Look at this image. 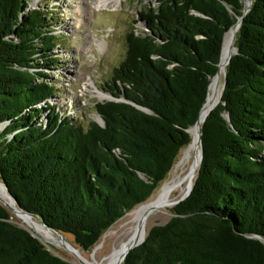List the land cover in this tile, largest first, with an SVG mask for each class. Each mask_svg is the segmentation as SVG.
Returning a JSON list of instances; mask_svg holds the SVG:
<instances>
[{
    "label": "trees",
    "instance_id": "obj_1",
    "mask_svg": "<svg viewBox=\"0 0 264 264\" xmlns=\"http://www.w3.org/2000/svg\"><path fill=\"white\" fill-rule=\"evenodd\" d=\"M244 8V0H156L104 83L117 99L96 104L104 123L84 124L50 102L58 91L48 70L63 44L54 13L0 0V184L92 251L191 144L224 37ZM234 47L220 103L201 125L191 194L122 264H264V0L253 1ZM15 218L0 203V264H74Z\"/></svg>",
    "mask_w": 264,
    "mask_h": 264
},
{
    "label": "rangeland",
    "instance_id": "obj_2",
    "mask_svg": "<svg viewBox=\"0 0 264 264\" xmlns=\"http://www.w3.org/2000/svg\"><path fill=\"white\" fill-rule=\"evenodd\" d=\"M29 1L30 9L44 7L54 13V30L60 35L63 43L54 51L59 57L58 65L48 70L47 81H51L58 91L57 96L50 101L51 104L62 113L80 118L84 124L99 119L96 104L111 99L108 93L104 92V83L111 81L115 69L125 59L127 35L133 29L145 30L143 23L139 22V14L145 9L153 8L156 0H121L114 7H99V0ZM229 52L234 53V49L231 48ZM224 81L225 77L220 82L219 94L223 93ZM193 142L192 138L191 144L179 153L167 179L143 205L158 199L173 178H179L184 171L191 168L197 152L193 153L190 159H186V156ZM173 208L154 215L150 219L148 232L154 226L167 224L173 217ZM127 215L128 213L102 236L92 251H80L88 259H92L94 253L95 260L103 262L113 251L117 240L114 233L131 218ZM15 219L22 225L17 217ZM67 241L77 247L72 237L68 236ZM48 245L59 250L68 260L79 264L78 259L64 249L51 243Z\"/></svg>",
    "mask_w": 264,
    "mask_h": 264
},
{
    "label": "bare ground",
    "instance_id": "obj_3",
    "mask_svg": "<svg viewBox=\"0 0 264 264\" xmlns=\"http://www.w3.org/2000/svg\"><path fill=\"white\" fill-rule=\"evenodd\" d=\"M246 1V0H245ZM121 2V0H99V7H114L116 4ZM249 4V2H247ZM238 28L231 29L225 36L222 52V64L220 66L219 74L215 77L210 86L209 96L207 104L204 108L201 117V124L203 119L210 113L211 109L216 106L221 98L222 92L219 94V85L223 77H225V61L226 57L231 48L234 49L235 42L233 41L234 36L237 34ZM235 53V49H234ZM232 53L231 56L234 55ZM227 66V65H226ZM101 95V94H100ZM102 97V96H101ZM106 98V97H105ZM198 127L192 129V138L194 139L193 144L188 150L186 159H190L193 153L197 152L196 160L191 168L182 173L179 178H173L170 183L166 186L163 192L159 195L158 199L147 203L140 208L128 213L129 220L125 221L123 225L114 233L117 236L116 243L114 245L112 253L103 261L97 262L92 254V259H88L83 252L77 247L71 244L69 241H60L58 236L45 228H43L39 223L29 218L26 215L17 214L13 211L12 214L15 215L22 223L23 226L29 228L37 237H39L46 244H53L58 248L64 249L66 252L72 254L78 259L79 264H117L121 256L125 253L126 249L133 244L135 241H143L145 235L148 233V227L150 224V219L161 211H167L173 208L177 203L183 199L193 188L197 172L200 167L201 162V147L199 145V132ZM0 201H2L9 210L16 209L14 201L9 196L7 190L3 185L0 184ZM110 234V232H109ZM108 234V235H109ZM96 254V253H95ZM74 258V257H73Z\"/></svg>",
    "mask_w": 264,
    "mask_h": 264
},
{
    "label": "water",
    "instance_id": "obj_4",
    "mask_svg": "<svg viewBox=\"0 0 264 264\" xmlns=\"http://www.w3.org/2000/svg\"><path fill=\"white\" fill-rule=\"evenodd\" d=\"M253 1L254 0H244V5H245V8H244V14H243V16L242 17H240L239 19H238V22L231 28V29H234V28H238V30H239V28L241 27V25H242V22H243V18H244V16H246L247 15V13L251 10V7H252V5H253ZM247 2H249V4H247ZM139 21H140V19H139ZM230 29V30H231ZM229 30V31H230ZM226 36V35H225ZM236 37H237V34L234 36V39H233V41L235 42L236 41ZM224 40H225V37H224ZM223 44H224V41H223ZM234 49H235V53H234V55L235 54H237V48H235L234 47ZM222 52H223V47H222ZM232 57L233 56H230L229 58H228V60L226 61V65L228 66L229 65V63H230V61H231V59H232ZM221 64H222V54H221V60H220V63H219V70H220V66H221ZM226 66V67H227ZM219 70H218V72H217V74H216V76L215 77H217V75L219 74ZM214 77V78H215ZM213 78V79H214ZM225 78H226V73H225ZM225 85H226V80L224 81V86H223V90L225 89ZM211 86V85H210ZM209 90H210V87H209ZM105 92V91H104ZM107 93V92H106ZM110 97H111V99L109 100V101H116L117 99H115L112 95H110V94H108ZM207 100H208V97H207ZM120 101V100H119ZM220 103V102H219ZM218 103V104H219ZM206 104H207V101H206V103H205V105L203 106V108H202V110H201V112H200V116H199V120L197 121V123H196V125L193 127V128H195V127H198V132H199V140H198V142H199V145H200V147H201V162H202V160H203V148H202V139H201V117H202V113H203V111H204V108H205V106H206ZM217 104V105H218ZM217 105L216 106H214L213 107V109H215L216 107H217ZM212 109V110H213ZM211 110V111H212ZM210 111V112H211ZM210 114V113H209ZM208 114V115H209ZM207 115V116H208ZM99 116V115H98ZM207 116L203 119V122L202 123H204L205 122V120H206V118H207ZM96 121L97 122H99L100 124H103L104 122H103V120H102V118L99 116V119H96ZM193 128H191V129H189L188 130V132L190 133V135L192 136V133H191V131H192V129ZM201 162H200V165H201ZM1 185H3V184H1ZM4 186V188L7 190V192H8V194H9V196L11 197V199L14 201V203H15V205H16V209H12V210H10V211H13V212H15V213H17L18 215L19 214H22V215H26V216H28L29 218H31V219H33L34 221H36L37 223H39V225H41L43 228H45L46 230H48V231H50V232H52V233H54V234H56L57 236H58V238L60 239V241H66L67 240V238L62 234V233H60L59 231H56L55 229H53V228H51V227H49L48 225H46L37 215H35V214H32V213H30V212H27V211H25V210H23L19 205H18V203H17V201L11 196V194L9 193V191H8V188L5 186V185H3ZM193 189V188H192ZM192 189L190 190V192L183 198V199H181L178 203H177V205L178 204H180L182 201H184L185 199H187L188 197H189V195L191 194V192H192ZM2 204H4L2 201H0ZM5 206H6V204H4ZM7 207V206H6ZM8 208V207H7ZM9 209V208H8ZM25 227V226H24ZM27 230H29L35 237H37L29 228H27V227H25ZM37 238H39V237H37ZM40 239V238H39ZM41 240V239H40ZM42 241V240H41ZM145 241V239L143 240V241H135L133 244H131L127 249H126V251H125V253L121 256V258H120V260L118 261V263L117 264H122L123 262H124V260L126 259V257H127V255L133 250V249H135L136 247H138V246H140L143 242ZM78 249H80V248H78ZM74 263V262H73ZM74 264H76V263H74Z\"/></svg>",
    "mask_w": 264,
    "mask_h": 264
}]
</instances>
